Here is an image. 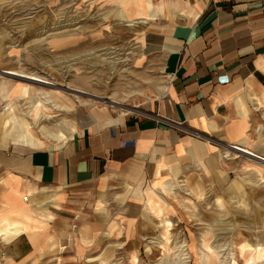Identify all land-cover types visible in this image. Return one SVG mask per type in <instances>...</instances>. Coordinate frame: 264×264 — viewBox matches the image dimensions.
Listing matches in <instances>:
<instances>
[{
  "label": "crops",
  "instance_id": "1",
  "mask_svg": "<svg viewBox=\"0 0 264 264\" xmlns=\"http://www.w3.org/2000/svg\"><path fill=\"white\" fill-rule=\"evenodd\" d=\"M106 1L129 26L146 23L144 54L168 86L144 113L99 109L57 145L5 126L0 253L9 259L24 243L16 257L33 264H141L147 229L178 210L161 195L184 177L225 189L223 151L253 146L264 129V0ZM212 260L223 263L206 250L202 264Z\"/></svg>",
  "mask_w": 264,
  "mask_h": 264
},
{
  "label": "rangeland",
  "instance_id": "2",
  "mask_svg": "<svg viewBox=\"0 0 264 264\" xmlns=\"http://www.w3.org/2000/svg\"><path fill=\"white\" fill-rule=\"evenodd\" d=\"M114 7L106 0H0V148H6L2 135L9 111L28 122L32 141L57 145L82 130L85 119L93 121L95 111L142 114L166 90L159 60L144 54L146 23L129 26L113 15ZM5 71L34 73L55 86L29 85ZM39 101L45 105L35 115ZM233 146L264 158V129L253 146ZM232 147L223 151L231 175L225 189L200 179L191 184L186 177L175 190L165 189L158 202L178 210L165 213L163 226L147 229V258L137 263L202 264L206 250H217L222 264H264V165ZM244 245L252 253L242 254ZM29 248L21 243L17 253L13 247L9 259L3 247L0 264H33L16 257Z\"/></svg>",
  "mask_w": 264,
  "mask_h": 264
},
{
  "label": "bare ground",
  "instance_id": "3",
  "mask_svg": "<svg viewBox=\"0 0 264 264\" xmlns=\"http://www.w3.org/2000/svg\"><path fill=\"white\" fill-rule=\"evenodd\" d=\"M4 75L12 78V79H16L18 81L24 82L26 84L29 85H37V86H55L54 83L46 80L44 77L38 76L36 74H28L26 72H21V71H5ZM27 89H24V94L27 93ZM38 101V100H37ZM37 106H35L34 109V114L35 115H39L40 113L37 112L40 108L43 109L45 103L42 102H36ZM14 108V107H13ZM14 111H9L7 118L4 120V125H9L10 123L12 124L13 128L12 131L19 137V138H23L26 141L31 142L33 140L32 137H34V135H32V132H28V122L25 119H21L18 115H14L13 114ZM20 122V123H19ZM10 124V125H11ZM9 125V126H10ZM36 137V136H35ZM232 150L234 151V153L238 154V155H246V157L251 160L252 162H256L259 163V165H264V158L257 156L256 154H254L253 152H250L244 148L241 147H232Z\"/></svg>",
  "mask_w": 264,
  "mask_h": 264
}]
</instances>
